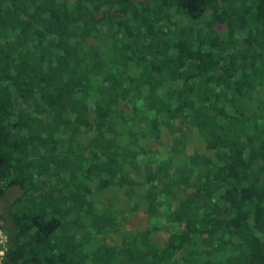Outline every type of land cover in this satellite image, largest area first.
Returning <instances> with one entry per match:
<instances>
[{"label": "trees", "instance_id": "16d2710c", "mask_svg": "<svg viewBox=\"0 0 264 264\" xmlns=\"http://www.w3.org/2000/svg\"><path fill=\"white\" fill-rule=\"evenodd\" d=\"M9 188L1 264H264V0H0Z\"/></svg>", "mask_w": 264, "mask_h": 264}, {"label": "rangeland", "instance_id": "374dc122", "mask_svg": "<svg viewBox=\"0 0 264 264\" xmlns=\"http://www.w3.org/2000/svg\"><path fill=\"white\" fill-rule=\"evenodd\" d=\"M17 191L18 190L16 188L6 189L4 195L0 198V211L3 215V226L5 227L4 230H0V245L3 249L7 246L9 236H11L12 234L11 224L9 221V217L6 214L5 206L8 204V201L18 193Z\"/></svg>", "mask_w": 264, "mask_h": 264}, {"label": "built area", "instance_id": "2783aa9c", "mask_svg": "<svg viewBox=\"0 0 264 264\" xmlns=\"http://www.w3.org/2000/svg\"><path fill=\"white\" fill-rule=\"evenodd\" d=\"M2 254H3V248L0 245V262H1V259H2Z\"/></svg>", "mask_w": 264, "mask_h": 264}]
</instances>
